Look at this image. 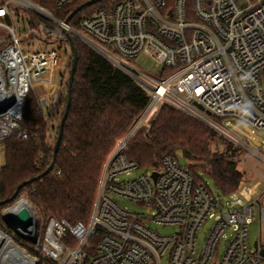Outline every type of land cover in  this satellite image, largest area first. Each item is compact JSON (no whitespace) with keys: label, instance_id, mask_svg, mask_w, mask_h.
<instances>
[{"label":"built area","instance_id":"2783aa9c","mask_svg":"<svg viewBox=\"0 0 264 264\" xmlns=\"http://www.w3.org/2000/svg\"><path fill=\"white\" fill-rule=\"evenodd\" d=\"M73 1L0 0V30L6 34L0 37V144L10 137H32L22 125V107L30 92H50L58 83L60 49L70 52L67 35L130 77L148 102L107 154L88 222L50 219L41 237L34 225L31 236L21 237L33 250L34 257L26 255L29 262L264 264V241L252 246L248 241L255 222L264 226V194L253 203L235 201L225 208L176 154L148 168L126 156L132 139L163 108L227 139L210 117L264 130V0H121L82 17L74 28L58 15ZM13 22L34 32V45L46 47L23 44ZM139 56L151 58L158 73L152 76L125 62ZM36 101L39 110H47L45 94ZM140 169L135 177L119 179ZM117 200L147 214L129 212ZM209 220L212 227L198 249V233ZM153 226L175 227V232L163 236Z\"/></svg>","mask_w":264,"mask_h":264},{"label":"trees","instance_id":"16d2710c","mask_svg":"<svg viewBox=\"0 0 264 264\" xmlns=\"http://www.w3.org/2000/svg\"><path fill=\"white\" fill-rule=\"evenodd\" d=\"M90 0H75L58 14L65 20L73 10ZM121 0H103L84 8L69 22L75 23L98 9H109ZM30 27H34L29 23ZM77 65L71 88L68 115L61 141L53 156L56 129L49 124L50 116L37 108L36 98L28 94L22 107V125L32 137L20 141L16 137L4 140V163L0 167V202L8 200L18 185L31 180L53 164L50 173L23 187L16 199L0 207V230L3 214L18 199L27 202L38 221L64 220L70 224L87 223L91 214L96 185L102 164L117 139L122 137L145 108L148 97L134 81L101 56L73 39ZM72 55L67 62L66 87ZM59 125V124H58ZM51 134H53L51 136ZM217 134L180 112L163 108L148 129L137 133L129 144L126 156L140 167H156L167 154H180L188 170L200 182L196 173L208 176L217 195L228 197L241 185L243 174L237 170L228 150L218 154L211 150ZM199 167L200 171L193 170ZM18 246L33 252L31 246L15 238Z\"/></svg>","mask_w":264,"mask_h":264},{"label":"rangeland","instance_id":"374dc122","mask_svg":"<svg viewBox=\"0 0 264 264\" xmlns=\"http://www.w3.org/2000/svg\"><path fill=\"white\" fill-rule=\"evenodd\" d=\"M23 14H17L18 17ZM71 27H75V23L70 24ZM14 29V33L19 37L21 42L25 45L32 46L34 49L44 48L46 46H36L34 45L35 39L31 29L27 28L25 25L13 22L11 25ZM38 33V30H36ZM5 31L0 30V37H5ZM54 48V47H53ZM60 60L59 66L57 70V80L58 83L53 87L52 91H45L42 88L35 89V92H30L31 96L36 98V96L41 97L44 94L47 99V110L45 113L50 116L49 124L52 128L56 129L59 122V116L63 110L64 106V85L67 77V62L70 57L69 51H64V49H60ZM125 62L131 67L138 69L149 75H156L158 73V69H155V62L149 58L144 56H139L131 61ZM210 120L216 124L220 129H222L230 139L223 137L221 134H217V138L213 141L211 145V150L218 154H222L228 150V154L231 155V160L236 164L237 170L243 174V179L238 190L228 197H221L222 203L225 205V208L229 206L232 202H237L240 205H247L253 203L257 199H259L264 194V130H254L248 124L243 121L237 119H217L214 117H210ZM209 128V127H208ZM53 134H51L52 136ZM180 165L183 168H187L188 164L184 158L181 157L180 154L177 155ZM4 163V152L3 145L0 144V167ZM193 170L200 171L199 167L193 168ZM143 170L133 171L130 175H122L119 179L125 180L132 177L137 176ZM200 182H202L209 191L217 196V192L215 190L214 184L212 180L201 172L196 173ZM118 204L127 209L129 212L136 214L146 215V209L140 208L135 204H132L127 201L117 200ZM30 208V207H29ZM31 209V208H30ZM32 211V210H31ZM32 215L35 221L36 233L39 237L42 236L45 226L47 224L46 221H38L35 217L33 211ZM5 225V224H4ZM212 227V221H207L201 228L200 232L197 236V247L201 248L203 245V241L205 236L207 235L208 230ZM155 230L158 231L160 235L167 236L171 235L175 232V227H155ZM4 236H7L11 243L14 246H17L25 255L32 256L33 252L27 253L26 250H23L18 243L15 242V238L19 239L20 242L29 244L24 241L14 230L7 228L5 225L4 228L0 230ZM230 232L226 233V236H229ZM257 239H260L261 242L264 241V226H258L257 222H255L249 228V244L252 246L253 242ZM224 242H222L220 246V252L223 251ZM37 257L38 254H34ZM40 258H38L39 260ZM162 264H165L164 261Z\"/></svg>","mask_w":264,"mask_h":264},{"label":"water","instance_id":"95a60500","mask_svg":"<svg viewBox=\"0 0 264 264\" xmlns=\"http://www.w3.org/2000/svg\"><path fill=\"white\" fill-rule=\"evenodd\" d=\"M101 1H103V0H90V1L80 5L75 10L72 11V13L66 18L65 22L68 23L77 13H79L84 8L91 7V6L97 4ZM66 40H67L69 47H70V52L72 55V62H71L70 70H69L68 82H67V87H66L65 108H64L63 116H62L60 123L58 125L57 137H56V140H55L54 146H53V156L56 154V152L58 150V147H59V144L61 141V137H62L63 127H64V124H65V121H66V118L68 115L69 106H70V99H71V88H72L74 75H75V71H76V65H77V56H76V52H75V48H74L73 39L71 36L67 35ZM197 109L201 112H204L208 117H210V113L205 112L201 106H197ZM52 169H53V164H51L47 168V170L45 172H43L42 174H40L39 176H37L31 180L25 181L22 184L18 185L15 193L12 195V197L10 199L5 200L3 202H0V207L7 205L10 202L14 201L16 199L19 191L23 187L30 185L36 181H39L42 177H44L45 175L50 173ZM21 200H23V199H18L16 204L12 208L6 210L3 214L2 219H3L4 224L7 226V228L16 231V233L18 235H20L18 233V231H21L23 234H26L29 237L33 234V228L35 225V221H34V217L32 215V211L27 210L26 208H21V207L18 208L16 206L17 203ZM23 201L27 204V202L25 200H23ZM5 237H6L5 239H9L7 236H5ZM20 237H22V235H20ZM16 248H17V250H19L22 253V255L24 257H26V255L21 251V249H19L17 246H16Z\"/></svg>","mask_w":264,"mask_h":264},{"label":"bare ground","instance_id":"6f19581e","mask_svg":"<svg viewBox=\"0 0 264 264\" xmlns=\"http://www.w3.org/2000/svg\"><path fill=\"white\" fill-rule=\"evenodd\" d=\"M18 208H26L27 210L31 209L23 201H19L16 205ZM20 235H23L21 231H18ZM0 232V264H31L29 260L22 255V253L17 250L9 239Z\"/></svg>","mask_w":264,"mask_h":264}]
</instances>
